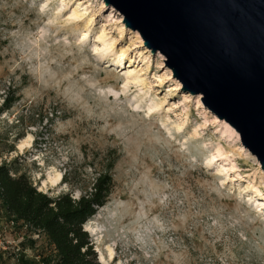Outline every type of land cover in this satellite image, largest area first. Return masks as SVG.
Returning a JSON list of instances; mask_svg holds the SVG:
<instances>
[{
    "label": "rangeland",
    "instance_id": "obj_1",
    "mask_svg": "<svg viewBox=\"0 0 264 264\" xmlns=\"http://www.w3.org/2000/svg\"><path fill=\"white\" fill-rule=\"evenodd\" d=\"M123 20L104 0H0V165L79 198L117 157L84 224L98 264H264L260 161ZM24 232L31 261L51 253Z\"/></svg>",
    "mask_w": 264,
    "mask_h": 264
},
{
    "label": "water",
    "instance_id": "obj_2",
    "mask_svg": "<svg viewBox=\"0 0 264 264\" xmlns=\"http://www.w3.org/2000/svg\"><path fill=\"white\" fill-rule=\"evenodd\" d=\"M264 169V0H104ZM86 230V229H85ZM87 231V230H86Z\"/></svg>",
    "mask_w": 264,
    "mask_h": 264
},
{
    "label": "trees",
    "instance_id": "obj_3",
    "mask_svg": "<svg viewBox=\"0 0 264 264\" xmlns=\"http://www.w3.org/2000/svg\"><path fill=\"white\" fill-rule=\"evenodd\" d=\"M116 161L115 156L107 157L104 169L79 198L70 193L51 197L38 190L27 174L12 173L8 163L0 165V213L4 211L32 232L43 234L52 248L40 260H23L22 264H98L84 224L113 193Z\"/></svg>",
    "mask_w": 264,
    "mask_h": 264
},
{
    "label": "built area",
    "instance_id": "obj_4",
    "mask_svg": "<svg viewBox=\"0 0 264 264\" xmlns=\"http://www.w3.org/2000/svg\"><path fill=\"white\" fill-rule=\"evenodd\" d=\"M8 225L15 230L16 235L9 239L0 234V264H22L23 260L30 258L23 246L27 237L24 228L27 225H22V222L17 221L13 216L9 217Z\"/></svg>",
    "mask_w": 264,
    "mask_h": 264
},
{
    "label": "bare ground",
    "instance_id": "obj_5",
    "mask_svg": "<svg viewBox=\"0 0 264 264\" xmlns=\"http://www.w3.org/2000/svg\"><path fill=\"white\" fill-rule=\"evenodd\" d=\"M102 43V42H101ZM104 43V42H103ZM121 51V50H120ZM123 55V52H121V54L119 55V56H122ZM33 140V137H32V135L31 134H28L25 138H23L22 140H21V143L19 144V147L21 148V149H24L26 146H29L30 144H31V141ZM216 154H217V156L218 155H221V152H220V150H218L217 152H215ZM61 178H62V174L61 173H59V174H57V176H56V178H55V182L56 183H60V181H61ZM55 183V184H56ZM85 228L88 230V225H85ZM90 229V228H89ZM108 254H109V257H110V259L111 260H113V258H114V250L112 249V248H110V247H108Z\"/></svg>",
    "mask_w": 264,
    "mask_h": 264
}]
</instances>
